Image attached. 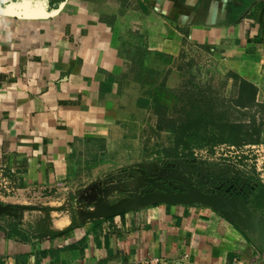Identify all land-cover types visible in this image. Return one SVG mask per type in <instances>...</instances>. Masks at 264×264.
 Masks as SVG:
<instances>
[{"label": "crops", "instance_id": "obj_1", "mask_svg": "<svg viewBox=\"0 0 264 264\" xmlns=\"http://www.w3.org/2000/svg\"><path fill=\"white\" fill-rule=\"evenodd\" d=\"M0 9L19 13L0 14V167L20 189L0 195L5 264H264L255 236L214 208L162 203L88 218L96 209L83 200L87 187L113 178L117 188L140 165L194 160L138 157L125 112L143 102L124 81L131 50L173 63L208 50L213 72L232 75L227 96L235 78L254 87L242 112L264 142V0H0Z\"/></svg>", "mask_w": 264, "mask_h": 264}, {"label": "rangeland", "instance_id": "obj_2", "mask_svg": "<svg viewBox=\"0 0 264 264\" xmlns=\"http://www.w3.org/2000/svg\"><path fill=\"white\" fill-rule=\"evenodd\" d=\"M128 54L132 56L135 64L131 72L127 71L124 76L126 88L133 96V101L139 97L143 99V102H127L125 108V112L132 118L129 124L133 127V133L139 139L138 157L153 154L167 157V152L175 150V137L169 132L158 131L159 119L166 121L167 118H172L182 122L192 120L200 123L206 118L217 122L231 117L252 129L244 137L245 142L251 143L257 137L253 130L259 125L255 121H251V124L245 121L243 107L240 105L252 98V92L238 86L227 96V80L223 81L213 72L214 64L208 50L188 48L182 60L174 63L147 56L142 51L131 50ZM209 124L200 128L196 134L193 133L196 137L190 142L189 150L194 152L211 149L212 146L209 145L229 139L221 135L213 123ZM38 202L39 199L32 198L31 203ZM250 207L264 223V211L257 210L255 201L250 203Z\"/></svg>", "mask_w": 264, "mask_h": 264}, {"label": "water", "instance_id": "obj_3", "mask_svg": "<svg viewBox=\"0 0 264 264\" xmlns=\"http://www.w3.org/2000/svg\"><path fill=\"white\" fill-rule=\"evenodd\" d=\"M17 11L0 9V14H19ZM187 161L172 160L162 167L157 163L140 165L130 174H121L117 188H108L113 178L92 184L85 189L86 196L83 197L96 209L88 212V218L122 215L153 204H201L214 208L226 219L251 232L264 248L262 218L251 209L248 198L235 195L237 190L243 192L244 187L240 184L226 187L221 179V167L214 168L207 161L192 160L189 164ZM116 194L124 196L113 203ZM84 212L77 210L79 215Z\"/></svg>", "mask_w": 264, "mask_h": 264}, {"label": "built area", "instance_id": "obj_4", "mask_svg": "<svg viewBox=\"0 0 264 264\" xmlns=\"http://www.w3.org/2000/svg\"><path fill=\"white\" fill-rule=\"evenodd\" d=\"M194 160L197 162H209V165L216 168H225L221 179L225 185L240 184L247 187L246 198L252 194V190L259 185H264V142L247 143L241 146L220 144L211 149L194 151ZM228 172V173H227ZM250 175L256 177L257 182L250 179ZM213 178H216L214 175ZM212 179V178H211ZM19 184L13 180L5 168L0 167V195L16 197L19 194ZM228 187V186H227ZM242 196V197H243ZM76 217L78 213L74 214ZM144 264H172L166 257H149ZM236 264H241L238 260Z\"/></svg>", "mask_w": 264, "mask_h": 264}, {"label": "trees", "instance_id": "obj_5", "mask_svg": "<svg viewBox=\"0 0 264 264\" xmlns=\"http://www.w3.org/2000/svg\"><path fill=\"white\" fill-rule=\"evenodd\" d=\"M232 77V75H229L227 78V81ZM240 82L241 89L247 90L250 89L252 92V100L254 99L256 95V91L252 85H250L248 82H245L243 80H239L238 78H235V85ZM250 99V98H249ZM248 100V99H247ZM246 100V101H247ZM145 102H148L145 100ZM246 104V102H245ZM240 104V105H245ZM209 123H213L214 126H216L219 129L220 134L225 135L229 137V139L223 140L218 144H212L209 145V147H213L219 144H230L235 146H241L243 144H247L243 139L247 135L248 132H251V128H249V125L241 124L240 122H237L235 119L231 117H225L220 119L217 122H214L212 120H209L208 118L202 120L200 123L193 122L192 120L187 121H178L172 118H167L166 121L163 119H159L158 122V131H166L171 133L175 137L174 141V151L167 152L166 156L163 157L167 160L169 159H180V158H193L194 152L190 149V142L196 137L194 134L200 130V128H204L209 126ZM243 128V129H242ZM247 129V131H245ZM256 134V138L251 143H259V130L255 128L253 130ZM194 133V134H193ZM221 140V139H220ZM250 143V142H249ZM183 149L180 151V149ZM259 189H257V192H251L252 197L254 198V201L256 203L257 210L261 209L264 211V185H259ZM43 258L46 259V256L43 255ZM0 264H5V261L0 258Z\"/></svg>", "mask_w": 264, "mask_h": 264}, {"label": "flooded vegetation", "instance_id": "obj_6", "mask_svg": "<svg viewBox=\"0 0 264 264\" xmlns=\"http://www.w3.org/2000/svg\"><path fill=\"white\" fill-rule=\"evenodd\" d=\"M198 163H200V162H198ZM209 178L211 179L212 178V176L210 175L209 176ZM227 186H230V184L229 185H226V187ZM243 187V186H242ZM248 188L247 187H245L244 188V190H243V192H240V190H237L236 192H235V195H239V196H243L244 194L246 195V193H247V190ZM248 192H250V190L248 189Z\"/></svg>", "mask_w": 264, "mask_h": 264}]
</instances>
